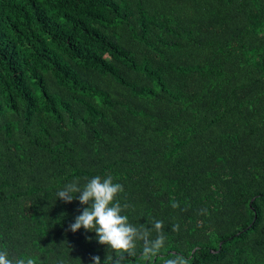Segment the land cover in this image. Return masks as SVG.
<instances>
[{
  "label": "trees",
  "instance_id": "obj_1",
  "mask_svg": "<svg viewBox=\"0 0 264 264\" xmlns=\"http://www.w3.org/2000/svg\"><path fill=\"white\" fill-rule=\"evenodd\" d=\"M94 176L128 253L70 230ZM0 251L264 264V0H0Z\"/></svg>",
  "mask_w": 264,
  "mask_h": 264
},
{
  "label": "clouds",
  "instance_id": "obj_2",
  "mask_svg": "<svg viewBox=\"0 0 264 264\" xmlns=\"http://www.w3.org/2000/svg\"><path fill=\"white\" fill-rule=\"evenodd\" d=\"M122 191L123 185L114 183L111 176L103 179L94 176L83 186L78 179H74L58 190L56 197L65 202L78 198L80 204L85 205L81 213L76 216L75 222L69 226L72 232L81 228L94 231L100 244L116 252L128 253L134 248L138 229L128 222L126 215L121 214L123 208L116 197ZM77 193H79L78 197ZM0 264H13L6 251H0ZM15 264H33V261L18 259ZM92 264H101L100 257L93 256Z\"/></svg>",
  "mask_w": 264,
  "mask_h": 264
}]
</instances>
